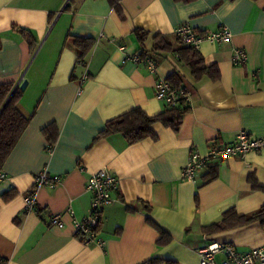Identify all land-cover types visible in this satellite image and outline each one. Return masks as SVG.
Segmentation results:
<instances>
[{"label": "crops", "instance_id": "1", "mask_svg": "<svg viewBox=\"0 0 264 264\" xmlns=\"http://www.w3.org/2000/svg\"><path fill=\"white\" fill-rule=\"evenodd\" d=\"M120 5L123 18L108 0H0V84L26 80L18 106L31 115L1 169L0 264H140L150 258L197 264V248L208 241L240 252L264 245V222L203 229L229 208L248 214L264 205V152L213 161L194 180L181 178L191 150L205 154L211 145L232 142L239 130L264 138V0ZM183 23L200 32L221 26L230 31L229 42L203 41L198 48L206 65L217 66V79L194 78L179 58L173 30ZM137 28L146 32L143 43ZM154 34L172 49L153 51ZM73 36L94 39L84 57L89 77L79 93L84 67L77 63ZM234 49L245 52L243 64L232 63ZM138 51L155 59L154 72L127 59ZM171 74L191 91L177 131L156 122L153 136L134 143L117 132L99 135L107 120L132 108L149 116L168 108L155 98L154 84ZM50 124L53 143L43 131ZM212 165L216 178L206 182ZM101 168L119 177L115 200L101 212L102 245L82 243L69 216H63L62 228L49 226V216L68 207L77 219L89 213L86 178ZM43 169L60 176L54 187L34 186ZM9 189L15 194L4 200ZM29 192L36 210L24 209ZM147 218L167 241H158L161 234Z\"/></svg>", "mask_w": 264, "mask_h": 264}, {"label": "built area", "instance_id": "2", "mask_svg": "<svg viewBox=\"0 0 264 264\" xmlns=\"http://www.w3.org/2000/svg\"><path fill=\"white\" fill-rule=\"evenodd\" d=\"M178 41L185 46L198 50L203 41L215 43H227L230 41L231 33L226 26L215 30L200 32L187 23H183L173 30ZM102 35V34H100ZM124 49L123 46L120 47ZM138 51L130 54L127 59L135 64L146 66L151 72L157 69L155 59L149 54H142ZM232 63L243 64L246 61V54L241 49H234L231 56ZM78 64L84 67L79 78L78 93L81 86L88 79L85 60H78ZM154 96L162 101L167 107L179 104L189 105L191 91L186 86H174L169 80L160 77L154 84ZM249 152H264V138L250 136L245 130H239L235 139L223 145H211L205 154L191 150L185 166L181 169V178L191 181L196 177L198 170L205 168L213 161H220L230 157L243 158ZM5 174L0 171V180ZM60 181L59 175H52L41 170L34 176V186L54 187ZM119 177L107 168H101L90 172L85 182V190L90 194V210L81 219L74 216L73 210L68 207L63 212L54 213L49 216L48 225L58 228L64 226L63 216H69L73 221L76 237L84 244L96 243L102 245V240L97 236V230L101 222V212L104 206L111 204L115 199L113 194L118 190ZM24 209L26 211L36 210L34 192L24 195ZM199 259L197 264H264V245L251 248L246 252L238 251L232 244L208 241L197 248Z\"/></svg>", "mask_w": 264, "mask_h": 264}, {"label": "trees", "instance_id": "3", "mask_svg": "<svg viewBox=\"0 0 264 264\" xmlns=\"http://www.w3.org/2000/svg\"><path fill=\"white\" fill-rule=\"evenodd\" d=\"M108 2L114 8L116 14L120 18H123L124 15L120 5L121 0H108ZM25 31L26 30H23L24 34H26ZM134 33L138 41L143 43L146 32L137 28ZM153 40V51L172 49V45L168 43L161 34H154ZM93 43V38L73 36V44L76 49H78L77 63L78 60H84L86 53L91 48ZM178 44L179 46L175 48V51L181 61L190 68L194 78L199 79L203 75H208L212 80L218 78L219 71L215 64L206 65L198 50L190 46L182 45L179 41ZM141 53L146 54L147 51H142ZM168 78L174 86H178L175 80L173 81L174 74H171ZM13 87L14 84L11 82L0 84V171L6 158L26 128L31 116L24 114L20 110L18 101L22 94V90L15 88V90L11 93ZM9 95L10 97L8 98ZM7 98L8 100L6 101ZM188 109V105L179 104L177 106L168 107L159 114L149 116L142 108L135 107L107 120L103 129L99 132V135L106 136L117 132L121 133L126 138L128 143H134L148 136H153L154 134L152 132L151 125L156 122H160L162 125L171 127L173 130L177 131L181 123L182 115ZM53 126V124H50L43 129L44 133L48 134L52 143L54 142L56 135V133L52 131V129L54 130ZM204 178L206 179V182L212 181L216 178L215 165L210 166L209 171L204 174ZM14 194L15 190L9 189L5 191L1 197L4 200H7ZM147 221L160 232L161 237L158 241H167L165 232L149 218H147ZM253 221L264 222V205H261L257 210L248 214H238L234 208H229L223 212L219 222L204 226L203 229L208 231L223 230L226 228L246 225ZM160 262L161 259L159 258H150L140 264H159ZM167 262L168 264H172L170 261Z\"/></svg>", "mask_w": 264, "mask_h": 264}, {"label": "water", "instance_id": "4", "mask_svg": "<svg viewBox=\"0 0 264 264\" xmlns=\"http://www.w3.org/2000/svg\"><path fill=\"white\" fill-rule=\"evenodd\" d=\"M26 80H19L15 85H14V87H13V89H12V91H11V93L15 90V88H19L20 90H23L24 88H25V86H26ZM11 93H10V95H11ZM10 95L8 96V98L10 97ZM8 98L6 99V101L8 100Z\"/></svg>", "mask_w": 264, "mask_h": 264}]
</instances>
